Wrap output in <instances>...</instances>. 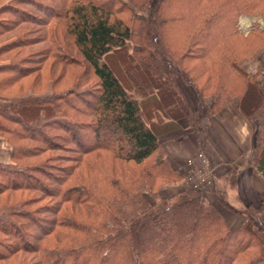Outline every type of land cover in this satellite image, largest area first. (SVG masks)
<instances>
[{
    "label": "trees",
    "instance_id": "1",
    "mask_svg": "<svg viewBox=\"0 0 264 264\" xmlns=\"http://www.w3.org/2000/svg\"><path fill=\"white\" fill-rule=\"evenodd\" d=\"M254 11L264 19V0H0V35L38 26L0 42V53L46 42L37 65L71 64L70 43L96 79L93 93L10 96L3 89L31 71L24 58L0 60V145L8 155L0 161V264L18 251L32 256L18 264H264V194L239 209L219 197L241 218L229 228L199 190L161 197L160 182L181 177L155 156L160 135L180 118L194 128L238 98L235 106L256 121L252 164L264 183L263 79L238 65L264 43L236 29L238 16ZM121 50L125 74L105 60ZM177 77L196 91V108Z\"/></svg>",
    "mask_w": 264,
    "mask_h": 264
},
{
    "label": "rangeland",
    "instance_id": "2",
    "mask_svg": "<svg viewBox=\"0 0 264 264\" xmlns=\"http://www.w3.org/2000/svg\"><path fill=\"white\" fill-rule=\"evenodd\" d=\"M56 4L54 3L53 6ZM32 9V8H31ZM34 13H37L38 11L33 10ZM242 18L245 20H242ZM247 20L248 23H245ZM61 22V23H60ZM57 23V31L60 30L61 32H64L63 28V23L60 21ZM54 21H51L50 27L53 25ZM60 23V24H59ZM13 27V26H12ZM35 24L32 23H23V24H18L11 28L10 30L4 32L3 34L0 35V42L2 41H7L8 43L15 42L16 39L15 37H18V32H20L22 29L26 28H36ZM44 27L40 28V30L36 31V33L40 34ZM46 29V28H45ZM236 29L239 31L243 36L251 35V37H262V41L264 42V19L257 14L255 11L251 13H246V14H241L238 16L237 21H236ZM57 31L55 33V36H58ZM32 35H35L34 32H32ZM42 33V32H41ZM258 35V36H256ZM60 39V36H58ZM31 40V38H28ZM65 39L70 42L67 36H65ZM2 42V43H4ZM6 45V44H5ZM12 44H10L11 46ZM46 45V42H33L29 45H26L25 47L22 46L20 50H22L21 55L19 54H13L14 50L16 49L13 47L12 49L8 51H2L0 53V60H4L6 58H10V63L12 64L14 61H19L20 59L24 58V63L22 65L27 66L28 69L31 71L29 75H26L21 78H17L13 82H10L9 85L3 89L2 93L5 95H10V96H45L49 95L52 92H57V93H65L69 92L71 89L77 92H83V93H93L95 90V83L96 79L92 74V70L89 67V65L83 60L81 55L78 52H75V49L72 47V45L69 43V50H72V54L74 57H76V62L71 63V64H65L64 62L59 63L56 60H53L51 58L47 59L46 61H41L39 65L38 61L42 60L43 58H40V56L37 55V53L42 49L43 46ZM129 49L131 47L133 48L134 46L127 45ZM123 53V57L117 58L118 56H114L116 53L110 54L107 59L105 60L113 67V69L124 73L125 69V61L124 55L126 56L127 52L125 50H121ZM68 59L70 58L69 55ZM127 58V57H126ZM117 63V64H116ZM13 65V64H12ZM41 65V66H40ZM247 75L253 76L256 73H260L261 77L264 82V43L262 44L259 49L253 53L251 56L248 58L242 59L239 64H238ZM76 78V81H75ZM177 82H178V87L179 91H181V88L188 89L190 99L186 98V96L182 93V95L185 97L187 103H193L189 104L190 107L196 108L198 104V100L196 104L194 105V100H195V90H190V85L187 84L182 78L177 77ZM56 90V91H55ZM195 91V92H194ZM197 99L198 95L196 94ZM189 100V102H188ZM204 103L206 106H211L213 96L211 94L204 95L203 97ZM238 102V98H234L233 100L229 101L228 103H231L233 106ZM227 103V104H228ZM226 105V104H225ZM224 105V106H225ZM222 106V107H224ZM221 107V108H222ZM220 108V109H221ZM236 109H238L235 106ZM218 109V110H220ZM217 110V111H218ZM240 111V109H238ZM216 112V111H215ZM213 112V113H215ZM241 112V111H240ZM211 113L210 115H212ZM242 113V112H241ZM25 114V112H24ZM27 118H32L35 116L34 111H30L29 113L25 114ZM210 115L204 116L199 121L197 122L196 127H192L188 120L185 117H182L178 120V128L181 126L183 131H185V128L189 130L192 128V130H195L200 134V136H203L205 134V124L204 121L207 119ZM242 115L244 118L248 119V122H250V127L254 122L252 120L247 118L243 113ZM252 123V124H251ZM177 129V128H176ZM174 129V130H176ZM181 129V130H182ZM171 130L166 133H163L160 135V143H161V151L157 153L155 156L157 159L163 158L165 159L168 164L177 172L180 171L182 172L180 175L181 178L178 180H172V181H165L161 184H159V195L164 198H170L174 196L176 193H179L183 190H199L203 194V198L205 202L213 206L211 203H218L220 199L219 197H222L225 199V201L229 204L228 199H227V190H229L230 186L234 184L235 178L231 177L230 173L226 177V179L217 181L216 184L213 186V189L210 190L205 196L204 189L208 185H202L201 189H193L192 188V182L194 179L195 173H197L198 168L202 169V166L205 165L206 160L204 156V160H200L198 157V153L201 151H198V147L195 145V147L192 148V154L196 155L199 160L195 163V171L190 172L188 169L189 167L184 166V155H183V146L184 142L181 141L180 136L182 135V132L180 131L176 133V131ZM53 134H61L63 135V132L59 129H54ZM179 141V142H178ZM177 142V144H176ZM184 143V144H183ZM187 147L191 148L190 145H187ZM47 153H66V151H55V150H49ZM207 154V153H206ZM205 154V155H206ZM46 154L41 158L42 161L43 159L45 160ZM186 158V157H185ZM98 162L97 158H94L93 165L96 167L95 163ZM52 163V162H51ZM54 163V162H53ZM209 165L212 166L210 163ZM188 171V172H187ZM187 172L186 177L184 174ZM223 179V178H222ZM211 179V183H212ZM188 183H187V182ZM159 183V182H158ZM157 185V182H155ZM232 184V185H231ZM210 185V184H209ZM158 186V185H157ZM18 194V193H17ZM16 193L10 194V197H14L17 195ZM30 195H36V193H31ZM29 195V196H30ZM5 195L0 196V201L4 198ZM45 202L44 198H41V200L35 201L31 203V206L28 207H37L42 205ZM221 204V203H220ZM230 205V204H229ZM231 206V205H230ZM214 207V206H213ZM215 208V207H214ZM216 209V208H215ZM2 238V235L0 234V239ZM31 255L28 253H24L22 251H18L10 256V259L6 260V262H2L1 264H16L18 261L25 263L26 261H29L31 259ZM18 264V263H17Z\"/></svg>",
    "mask_w": 264,
    "mask_h": 264
},
{
    "label": "crops",
    "instance_id": "3",
    "mask_svg": "<svg viewBox=\"0 0 264 264\" xmlns=\"http://www.w3.org/2000/svg\"><path fill=\"white\" fill-rule=\"evenodd\" d=\"M190 88L192 87L190 86ZM181 91L186 98H191L188 89L181 88ZM196 94L195 92L194 105L198 100ZM252 122L254 124L251 123L252 126L250 127L248 119L244 118L235 106L228 103L205 119L206 130L203 136H200L192 128L189 130L185 128L183 131L180 126L174 130L178 134L180 131L182 132L180 139L185 143H183L182 149L184 166H188L190 172L195 171V167H197L195 163L199 160L195 157L196 155H193L194 153L192 154V148L196 145L198 151L201 150L205 156L206 163L202 169L209 170L213 179L212 183L203 190L205 196L213 189L217 181L226 179L229 173L231 177L235 178L234 184H231L232 186L226 194L229 204L237 209L244 206H257L260 202V196L264 194V183L252 164L256 142V121L252 120ZM187 145H190L191 148ZM7 159V150L0 145V161ZM210 163L212 166L209 165ZM180 171L177 170L181 174ZM187 172L184 174L185 177ZM211 204L222 214L229 228L240 225L241 218L237 213L220 204V202H212Z\"/></svg>",
    "mask_w": 264,
    "mask_h": 264
},
{
    "label": "built area",
    "instance_id": "4",
    "mask_svg": "<svg viewBox=\"0 0 264 264\" xmlns=\"http://www.w3.org/2000/svg\"><path fill=\"white\" fill-rule=\"evenodd\" d=\"M198 157L200 158V160H204V154L202 151H200L198 153ZM197 173H195L194 175V179L192 182V188L193 189H201V187H203L202 185H209L211 184V173L209 170H203V169H196Z\"/></svg>",
    "mask_w": 264,
    "mask_h": 264
},
{
    "label": "bare ground",
    "instance_id": "5",
    "mask_svg": "<svg viewBox=\"0 0 264 264\" xmlns=\"http://www.w3.org/2000/svg\"><path fill=\"white\" fill-rule=\"evenodd\" d=\"M242 20H245V18L244 19L242 18ZM245 23H248L247 20L245 21Z\"/></svg>",
    "mask_w": 264,
    "mask_h": 264
}]
</instances>
